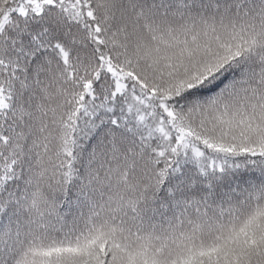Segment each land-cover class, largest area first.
Returning <instances> with one entry per match:
<instances>
[{"label":"snow or ice","instance_id":"6c2138e0","mask_svg":"<svg viewBox=\"0 0 264 264\" xmlns=\"http://www.w3.org/2000/svg\"><path fill=\"white\" fill-rule=\"evenodd\" d=\"M0 264H264V0H0Z\"/></svg>","mask_w":264,"mask_h":264}]
</instances>
